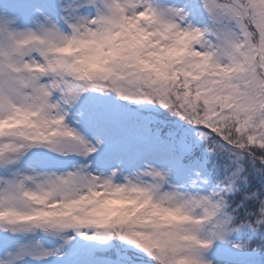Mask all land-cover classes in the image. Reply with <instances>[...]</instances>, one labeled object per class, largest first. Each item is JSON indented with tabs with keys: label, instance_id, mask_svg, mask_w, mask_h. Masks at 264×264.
Wrapping results in <instances>:
<instances>
[{
	"label": "snow or ice",
	"instance_id": "1",
	"mask_svg": "<svg viewBox=\"0 0 264 264\" xmlns=\"http://www.w3.org/2000/svg\"><path fill=\"white\" fill-rule=\"evenodd\" d=\"M0 264H264V0H0Z\"/></svg>",
	"mask_w": 264,
	"mask_h": 264
}]
</instances>
